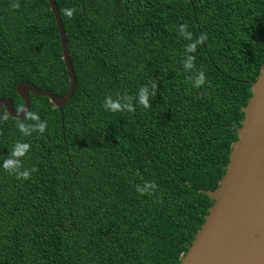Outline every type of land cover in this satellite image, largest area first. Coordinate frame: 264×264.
Listing matches in <instances>:
<instances>
[{"label": "trees", "instance_id": "16d2710c", "mask_svg": "<svg viewBox=\"0 0 264 264\" xmlns=\"http://www.w3.org/2000/svg\"><path fill=\"white\" fill-rule=\"evenodd\" d=\"M55 1L77 87L62 108L30 94L43 134L23 136L21 117L0 109V163L21 141L25 167L36 168L27 180L0 169V264H179L214 203L206 191L225 174L264 63V0ZM14 2L0 0V98L17 109L20 81L63 95L70 79L48 0ZM180 24L207 36L189 53L190 72ZM152 84L145 109L135 95ZM117 95L134 110L102 108ZM145 182L157 186L151 195L135 190Z\"/></svg>", "mask_w": 264, "mask_h": 264}, {"label": "water", "instance_id": "95a60500", "mask_svg": "<svg viewBox=\"0 0 264 264\" xmlns=\"http://www.w3.org/2000/svg\"><path fill=\"white\" fill-rule=\"evenodd\" d=\"M48 2L59 31L70 85L65 94L58 95L31 81H20L16 91L23 100L21 107L28 110L31 93L48 97L62 108L77 87L60 10L55 0ZM251 90L225 174L217 188L206 191L214 203L179 264H264V63ZM1 108L18 117L12 99L0 98Z\"/></svg>", "mask_w": 264, "mask_h": 264}, {"label": "clouds", "instance_id": "9594fccd", "mask_svg": "<svg viewBox=\"0 0 264 264\" xmlns=\"http://www.w3.org/2000/svg\"><path fill=\"white\" fill-rule=\"evenodd\" d=\"M12 8H19V0H15L14 3L11 4ZM73 9L67 8L63 10V15L71 18L73 15ZM177 35L188 41L185 46V57L182 62V66L185 72H190L194 69V57L189 53L195 51L196 47L202 43H204L207 39V36L203 33L193 39L192 33L187 30L186 24H180L177 28ZM206 83V77L203 71H196L194 76L192 77L191 84L193 88H200ZM156 85H151V91L147 86H141L135 95V101L137 105L142 106L147 109L149 105V97L155 95ZM102 108L109 112H132L134 110L132 101L129 99L127 95H117L114 99L112 96H105ZM16 113L18 117H21L18 120L16 127L18 131L23 136H30L33 132L43 134L47 128V121L42 120L38 113L29 111L25 107H18L16 109ZM20 113H23L21 116ZM0 119H6V114ZM26 121H30L31 123H26ZM30 149V144L26 142L17 141L10 149L6 158L3 159V162L0 163V169H3L5 172L15 175L18 180H27L30 178L31 174L36 171V168L33 166L31 168L25 167L24 165V157L28 154ZM155 183L145 182L143 185H136L135 190L140 195L149 194L151 195L156 190Z\"/></svg>", "mask_w": 264, "mask_h": 264}]
</instances>
